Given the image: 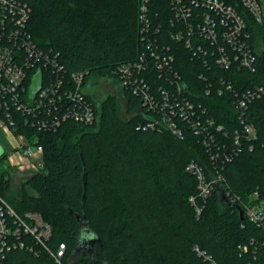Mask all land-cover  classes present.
Masks as SVG:
<instances>
[{"label": "trees", "instance_id": "1", "mask_svg": "<svg viewBox=\"0 0 264 264\" xmlns=\"http://www.w3.org/2000/svg\"><path fill=\"white\" fill-rule=\"evenodd\" d=\"M25 1L32 8L28 29L36 45L57 54L66 81L72 73L83 72L84 88L90 75L120 83V69L147 50L145 34L168 44L174 60L163 74L152 62L139 74L156 96L160 87H174L170 78L177 74L186 87L181 98L191 100L197 112L205 108L204 116L215 121L214 126L204 121L199 127H207L214 140L203 137L206 130L196 133L192 120L181 116L179 108L170 115L183 137L164 125H149L152 116L159 114L144 107L142 95L130 87L123 89L131 112L127 119L120 117L116 96L109 95L98 104L87 95L96 114L92 124L69 118L46 131L20 124L19 131L28 139L39 138L43 167L23 182L18 198L10 194V168L0 167V192L20 215L39 213L52 233L46 246L12 248L3 264H264V232L246 217L242 219L236 207L242 208L251 193L264 189V93L243 108L242 118L235 107L237 94L264 86V50L257 49L264 21H254L240 0H229L247 18L258 61L255 70L237 64L222 68L211 53L206 64L183 40L172 38L175 22L170 20L169 0L150 2L153 24L160 25L158 35H153L154 27L141 31L140 0ZM207 47L211 49L209 42ZM39 69L44 70L42 77H49L50 67ZM247 122L255 126L257 138L243 136ZM217 125L223 128L217 130ZM236 130L241 133L239 142ZM223 145L229 153L239 150L231 153L229 161L217 160L223 181L197 214L190 200L198 193L197 177L187 165L196 160L207 171L213 170L211 152H222L218 146ZM6 158V152L0 154V161ZM26 183L35 193L25 190ZM70 211L89 221L90 234L96 237L95 258L74 253L84 233L83 224ZM26 240L33 241L29 236ZM61 243L66 251L59 263L52 252Z\"/></svg>", "mask_w": 264, "mask_h": 264}, {"label": "built area", "instance_id": "2", "mask_svg": "<svg viewBox=\"0 0 264 264\" xmlns=\"http://www.w3.org/2000/svg\"><path fill=\"white\" fill-rule=\"evenodd\" d=\"M150 2L151 0H140L141 31L150 32L154 27L153 35H158L160 25L153 24ZM169 2L173 11L170 20L175 22L171 36L178 41L183 40L193 51V55L203 57L206 64H210L208 55L211 53L215 62L222 68H230L237 64L255 70L258 56L250 43L252 33L245 14L236 5L229 0H169ZM240 4L254 21L257 23L264 21V6L260 0H240ZM31 12L32 8L25 0H0V128L10 130L19 138L20 144L16 146L19 156L27 160L28 167H34V171H38L43 167V147L37 136L31 141L25 133L19 131L20 124L36 128L38 131H46L55 129L63 120L69 118L92 124L96 114L94 106L87 98L86 88L83 87L84 73L74 72L70 76V81H66L64 66L58 62L57 54L51 55L36 45L28 29ZM142 39L147 50L137 61L130 62L120 69V83L123 89L130 87L135 93H140L144 107L159 114V117H155L146 112L153 118L149 125H164L177 136L183 137L175 118L170 115L176 114L179 108L181 116L192 120L191 124L196 133L206 130L203 137L209 136V140H214L213 133L209 132L207 127L205 129L199 127L204 121L214 126L215 121L210 116H204L205 108L202 107V110L197 112L191 100L187 97L181 98L186 87L177 74H174L175 79L170 78L171 84L174 85L170 89L173 91L160 87V92L158 91L160 96H156L151 84L140 76L139 73L146 69L147 62L154 63L163 74L165 67L174 60V56L169 52L170 46L157 43V36L152 39L145 34ZM208 42L212 50L207 47ZM41 66L51 68L49 77H42L41 72L44 70L39 69ZM222 81L226 83L225 79ZM226 86L231 88V84ZM263 93L264 86L256 85L236 95L235 107L241 111V118L243 108ZM172 96H175V103L171 102ZM51 109L55 112H51ZM222 128V125H217V130ZM243 128V136L250 140L257 138V130L253 124L247 122ZM240 134L236 130V142H239ZM218 149L223 150L224 145L218 146ZM238 150L235 148L230 153L227 150L212 151L214 167L210 171L196 160L190 161L187 165V170L197 177L198 193L190 197L197 214L202 212L212 189L223 181L221 161L217 160L223 157L222 162L229 161L232 158L231 153ZM242 209L244 218L264 232V189L251 193L243 202ZM51 233L50 224L39 213L27 212L20 215L0 192V264H3L7 252L12 248L25 247L34 250L35 244L46 246ZM28 236L32 242L26 240ZM196 249L199 250L198 247ZM244 250H247L246 246ZM65 251L66 246L61 243L57 251L52 252L59 263H62Z\"/></svg>", "mask_w": 264, "mask_h": 264}, {"label": "rangeland", "instance_id": "3", "mask_svg": "<svg viewBox=\"0 0 264 264\" xmlns=\"http://www.w3.org/2000/svg\"><path fill=\"white\" fill-rule=\"evenodd\" d=\"M260 1L264 6V0ZM257 49L258 51L264 50V31H261V33L258 34ZM86 90L90 93L88 95H90L98 104L109 95L116 96L118 98L120 117L127 119L131 116V112L127 107L126 99L123 94V87L118 81L105 80L95 75H90L86 84ZM19 144V138L15 136L10 130H7L4 127L0 128V154L3 152L7 153V158L0 161V167L6 166L11 170L10 174L12 176V189L10 194L14 198L20 197L22 193L23 182L33 174L35 169L34 167L21 166L22 164L17 162L18 160L14 161L13 157L10 158L12 155H20L16 148V146ZM21 161L23 164L27 162L25 158H23ZM25 190L30 194L35 193V190L30 183H26Z\"/></svg>", "mask_w": 264, "mask_h": 264}, {"label": "water", "instance_id": "4", "mask_svg": "<svg viewBox=\"0 0 264 264\" xmlns=\"http://www.w3.org/2000/svg\"><path fill=\"white\" fill-rule=\"evenodd\" d=\"M85 177H86V173H84V186L86 185ZM236 207L239 210L241 218L244 219L243 209L238 205H236ZM70 212L79 220V222H81L83 224V230H82L84 233L83 237H87L88 235H90V223L87 220L86 216H81L77 213H73L72 211H70ZM95 239H96V237H95ZM95 239L89 240L86 238L82 239V237L79 238V240H78L79 245L77 247H75L74 253L78 255L79 253L82 252L84 255H89L92 259L95 258L96 251H95V248L93 247Z\"/></svg>", "mask_w": 264, "mask_h": 264}, {"label": "crops", "instance_id": "5", "mask_svg": "<svg viewBox=\"0 0 264 264\" xmlns=\"http://www.w3.org/2000/svg\"><path fill=\"white\" fill-rule=\"evenodd\" d=\"M86 92H87L88 94H90L87 90H86ZM12 157H13V160H14V161L18 160L17 162L21 163V164H22L21 166L28 167L27 163H25V164L22 163V161H21V160H23L22 157H19L17 154H16V156H14V155L10 156V158H12ZM19 158H22V159H19Z\"/></svg>", "mask_w": 264, "mask_h": 264}, {"label": "clouds", "instance_id": "6", "mask_svg": "<svg viewBox=\"0 0 264 264\" xmlns=\"http://www.w3.org/2000/svg\"><path fill=\"white\" fill-rule=\"evenodd\" d=\"M89 239V240H91V239H95V234H90V235H88L87 237H83L82 236V239Z\"/></svg>", "mask_w": 264, "mask_h": 264}]
</instances>
